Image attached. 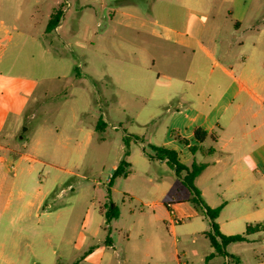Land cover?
Segmentation results:
<instances>
[{
	"label": "rangeland",
	"instance_id": "374dc122",
	"mask_svg": "<svg viewBox=\"0 0 264 264\" xmlns=\"http://www.w3.org/2000/svg\"><path fill=\"white\" fill-rule=\"evenodd\" d=\"M128 1H137L132 11L144 24H130L122 7ZM239 1L0 0V79L5 73L28 75L37 84L19 117L5 113L11 100L14 109L20 106L19 96L5 91L0 98L5 115L0 144L9 148L0 149V178L16 183L5 213L12 214L20 188L25 198L48 190L51 200L50 208L44 203L40 209L51 217L32 212L31 225L21 231L17 217L11 223L5 215L0 218V243L17 264H161L175 253L188 264L203 259L210 246L202 233L209 230L208 218L182 182L184 171L177 175L156 157L153 146L175 151L187 167L210 163L194 184L214 192L211 178L222 165H214L215 159L228 161L244 151L206 153L216 148L212 139L199 143L193 137V128L205 121L202 102H212L231 81L216 63L231 66L223 57L226 37L245 41L258 36L264 53V0H250L249 14L258 17L252 26L237 27L230 11ZM60 4V28L45 32ZM213 16L219 27L203 36L204 50L165 38V27L184 29L189 20L198 19L209 29ZM39 42L50 52L42 51ZM260 60L264 65V55ZM248 105L247 132L257 124L251 112L260 108L252 101ZM99 121L104 123L96 128ZM236 121L228 128L236 130ZM122 161L128 164L125 173L111 178ZM221 176L220 192L228 180ZM108 201L119 215L106 223ZM171 203H179V210L169 219L163 210ZM191 231L198 232L194 240ZM242 246L245 261H264L261 244L255 250Z\"/></svg>",
	"mask_w": 264,
	"mask_h": 264
},
{
	"label": "crops",
	"instance_id": "0c3cea01",
	"mask_svg": "<svg viewBox=\"0 0 264 264\" xmlns=\"http://www.w3.org/2000/svg\"><path fill=\"white\" fill-rule=\"evenodd\" d=\"M66 1L67 0H65V3L67 4ZM166 1L168 2L169 0ZM136 6L137 1H128L122 4V7L128 10L125 14L130 24L134 21H138L139 24H144L145 20L142 17L134 15L132 11ZM249 9L250 0H240L237 5L235 4L234 9L230 11L231 18L235 21L237 27L243 24L252 26V19L255 18V16L258 17V14L252 17L249 14ZM202 11L201 13L208 16L205 10ZM60 26L61 21L53 30L58 31ZM218 27L219 23L215 16L212 17L209 29L204 26L203 22L199 24L198 19L193 21L189 20L186 22L184 29L165 27V38L172 40L174 43L184 48H202L204 50V43L202 42L203 36L206 33L208 34L210 30H217ZM149 31L153 33L155 32V28L152 27ZM225 40L227 42L223 57H225L226 61L229 62L231 66L226 67V62L222 61L216 63L220 67L222 73L231 77V81L222 88L218 97L212 102H202V106L206 113L205 121L201 125L196 126L203 127L208 132L207 137H210V133L214 136L210 138L215 143L216 148L210 146L206 153H221L226 150H228V152H233L241 149H244V151H241L242 153L239 157H234L228 161H222L218 157L213 162L214 165L216 163H222V165L218 166L219 170L216 175L211 178L216 184L218 191L216 190V192H214L208 187L204 188L198 186L197 188L208 206L212 208L220 206V211L215 218V223L221 234L234 235L244 233L248 224H259L261 227L258 231L247 235V238L243 241L228 243L225 248L229 254L227 256L214 254L206 258L208 254L213 252V248L210 245L205 249V255L198 264H251V261H245L244 259V251L246 249L244 250V246L242 245H245L248 249L250 248L249 246H251V248L255 250L256 246L261 244L264 248V93H262L264 89V65L260 60V57H262L264 53L259 50L258 36L255 40L248 38L245 41H239L232 35V37H226ZM38 45L42 51L50 52V49L45 47L43 43L39 42ZM2 54L3 50L0 52V62ZM234 69L237 75H234ZM1 77L0 98L3 92L9 91L13 94H17L19 99H21L20 106L17 109L13 108L15 99L11 100L5 113L8 112L9 114L19 117L25 111L26 105L36 90V80L28 75H9V73H5L1 75ZM10 80L16 81L17 85H8L5 87L4 84ZM233 86L236 88L234 93L231 91ZM230 92H232V94H230ZM251 101L257 103L260 108L258 111L251 112L250 118L255 120L257 124L252 130L247 132L244 131V125L246 122V113H248L249 110L248 104ZM177 105L180 106V103L178 102ZM181 106H184L182 102ZM236 117L237 121L235 126L237 129H229L230 123L233 122ZM4 120L5 115L0 111V132L4 126ZM227 128L229 129L228 131ZM248 136H251V139H248ZM0 149L7 150L9 148L0 144ZM209 149L213 150L208 151ZM2 159L3 158L0 157V160ZM209 165L210 163H207L202 171ZM220 175H222L221 178L228 179L225 181L224 188L226 191L224 190L222 192L219 191V189L222 188L220 179L218 178ZM14 181L15 179L11 181V183H8L6 179L0 178V218L5 215L9 223H11L14 218L17 217L19 223L16 227L20 231L23 230V227H29L31 225L30 220L32 212H34V215L38 218L40 214H42L46 219H49L51 216H49L48 212L40 213L43 204H49L51 202L48 197V190L44 191L42 189H37L36 192L28 198L24 197V190L22 188L18 189V201L15 202L14 207L11 209L12 214L5 213L10 206L9 197L16 184ZM178 205L179 203L167 205L166 209L163 210L164 215L169 219L176 216L179 210ZM173 221H176V219H173ZM36 225L39 226V222H37ZM7 228H9V226ZM172 228H174V226H172ZM205 232L207 231H203L202 233L206 236ZM159 234L158 232L157 236H160ZM189 234V238L192 240L198 237L197 231H191ZM107 241V243L111 245V242H109V240ZM238 247L240 249H238ZM14 253H16V251L12 249L11 254ZM182 253L185 255L186 251H182ZM4 255L6 257H4ZM217 257H223V261L219 262ZM253 257L254 259H258V257ZM2 261L6 264H17V261H14L8 253H5V244L3 242L0 243V263ZM22 264H25V261H22ZM161 264H188V260L185 259L181 261L177 253H175L173 259L162 262ZM256 264H264V261L260 260Z\"/></svg>",
	"mask_w": 264,
	"mask_h": 264
},
{
	"label": "trees",
	"instance_id": "16d2710c",
	"mask_svg": "<svg viewBox=\"0 0 264 264\" xmlns=\"http://www.w3.org/2000/svg\"><path fill=\"white\" fill-rule=\"evenodd\" d=\"M63 13V5L60 4L54 7L53 11L51 12L49 19L46 24V31H51L54 29L60 22L61 15ZM103 124V121H99L96 123V128L99 125ZM208 135V132L201 126H196L193 129V137L197 142H202ZM210 137H214L212 133L209 134ZM185 144L188 145L186 140H183ZM153 148L156 150L157 154L156 157L161 160H165L174 168V172L179 175L180 172L184 171V175L182 176V182L189 188L190 192L192 193V198L199 205L204 213V215L209 220L210 230L205 232L206 236L208 237L209 243L213 248V252L208 254L206 258L213 256L214 254H220L227 256L229 255L226 251V246L230 242L234 241H243L247 238V235L258 231L260 229L259 224H248L244 233L234 234V235H224L219 232L218 226L215 223V218L220 211V206L217 207H210L208 206L204 200L201 198L199 189L194 184V179L201 173V171L205 168L206 163H192L189 167L185 166L184 164L180 163L177 160V154L175 151L162 148V147H155ZM189 149L195 151L196 146H190ZM213 149H209L208 151H212ZM128 164L125 161L119 163V165L113 170L111 178L118 174H124V168L127 167ZM111 182V180H110ZM104 209V216L105 222H109L111 218H117L119 215L118 207L112 202L108 201L103 206ZM75 264V263H72Z\"/></svg>",
	"mask_w": 264,
	"mask_h": 264
},
{
	"label": "built area",
	"instance_id": "2783aa9c",
	"mask_svg": "<svg viewBox=\"0 0 264 264\" xmlns=\"http://www.w3.org/2000/svg\"><path fill=\"white\" fill-rule=\"evenodd\" d=\"M50 207H51L50 204H47V205H46V209H48V208H50Z\"/></svg>",
	"mask_w": 264,
	"mask_h": 264
}]
</instances>
